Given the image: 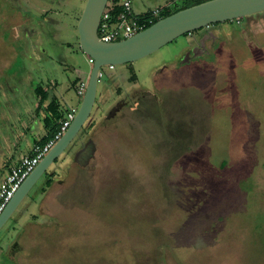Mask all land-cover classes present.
Here are the masks:
<instances>
[{
  "label": "rangeland",
  "instance_id": "obj_1",
  "mask_svg": "<svg viewBox=\"0 0 264 264\" xmlns=\"http://www.w3.org/2000/svg\"><path fill=\"white\" fill-rule=\"evenodd\" d=\"M85 2L0 0V161L43 137L28 122L36 85L62 118L78 110L91 69L77 32ZM213 30L209 52L179 69L186 34L101 67L84 130L7 221L22 211L0 264H264V11ZM85 139L94 155L79 165L72 154Z\"/></svg>",
  "mask_w": 264,
  "mask_h": 264
},
{
  "label": "water",
  "instance_id": "obj_2",
  "mask_svg": "<svg viewBox=\"0 0 264 264\" xmlns=\"http://www.w3.org/2000/svg\"><path fill=\"white\" fill-rule=\"evenodd\" d=\"M106 2L107 0H86L77 24L80 49L93 61L80 106L66 131L27 175L6 204L0 214V230L50 165L79 137V131L88 121L95 102L99 81L97 75L101 67L135 62L184 34L264 11V0H207L161 18L122 41L105 43L98 38L97 29ZM193 53L194 56L199 55L196 50ZM187 61L186 56L182 63ZM118 108L119 104L108 116L115 114ZM77 156L78 153L75 160Z\"/></svg>",
  "mask_w": 264,
  "mask_h": 264
},
{
  "label": "built area",
  "instance_id": "obj_3",
  "mask_svg": "<svg viewBox=\"0 0 264 264\" xmlns=\"http://www.w3.org/2000/svg\"><path fill=\"white\" fill-rule=\"evenodd\" d=\"M159 15L160 8L136 14L132 8V0H107L98 24L97 36L105 43L122 41L143 30L147 24L152 23ZM189 35L191 34L189 33ZM87 61L92 66L93 61L88 56ZM107 67L109 70L114 69L112 65H107ZM103 76L104 74L100 68L97 75L98 80L102 79ZM86 84L87 82L79 84L77 95L83 96ZM75 113L76 109L70 108L61 120L59 129L53 137L43 145L34 144L31 154L22 156L18 163L11 167L0 180V214L23 180L66 131Z\"/></svg>",
  "mask_w": 264,
  "mask_h": 264
},
{
  "label": "crops",
  "instance_id": "obj_4",
  "mask_svg": "<svg viewBox=\"0 0 264 264\" xmlns=\"http://www.w3.org/2000/svg\"><path fill=\"white\" fill-rule=\"evenodd\" d=\"M132 8H133L134 13L142 14L141 12L135 11L134 6H133V0H132ZM154 8H157V7H153V9ZM10 88L13 89V87H10ZM44 90L46 91V89H44ZM48 98H49L48 100L51 99L49 96H48ZM38 101H39V98L34 94V88H33L32 89V107H33L34 110H33V112H32V110L30 112H31V114H35V115L34 116H32V115L29 116L28 122H29V124L30 123L33 124L34 130H38L39 132L42 129L45 130L43 132V136H45L46 129L44 128V119L47 117L48 112H47V109H46V103L39 104ZM6 107L9 109V111L11 113L16 114L14 111H12V110L17 109V107L15 105H9L8 106V104H7ZM61 120L58 121V125L60 124ZM29 124L27 125L28 127H26L27 131L30 130V125ZM23 127H25V126H23ZM33 144H36V141ZM30 152H31V150L28 151V153H26V154L20 155L19 157H15L14 155L13 156H9V155L5 156L4 159L2 161H0V180L4 177V175L9 171V169L11 167H13L15 164L18 163L19 159L22 156L29 155ZM56 165H57V163H56ZM56 165L50 166V168L47 169V171H46L47 174H44V175H47V176H45V178H43V180H42L43 183L48 179V175H50L53 172V170L56 167ZM22 205H24V202L21 203V205L19 207H22ZM19 211L17 212V218L18 219L16 221L15 220H10L11 223H13V224L6 225L7 224L6 223L5 226L0 230V242L2 241L3 243H7L9 240L12 239V237H15L14 234H15V231L17 230V227H16L15 224L19 220V217L22 215V211H21V213ZM15 213H16V211H15ZM0 256H2V255H0Z\"/></svg>",
  "mask_w": 264,
  "mask_h": 264
},
{
  "label": "flooded vegetation",
  "instance_id": "obj_5",
  "mask_svg": "<svg viewBox=\"0 0 264 264\" xmlns=\"http://www.w3.org/2000/svg\"><path fill=\"white\" fill-rule=\"evenodd\" d=\"M192 39L193 43L185 50V55L188 58V61L186 63L180 64L179 67L184 66L185 64L189 65L190 63H197V59L191 60L193 58H196L197 56H194L193 50L199 54L198 57H202L203 55L207 54L209 52V48L207 47V43H209V46L213 44L215 40L213 25L208 26L207 28H204L203 31H201L198 35L191 34L189 35ZM200 51V52H199ZM127 101L120 100L118 102L119 108L122 109L126 105ZM118 111V110H117ZM79 138V137H78ZM78 153L77 159L75 160L74 157ZM94 155V148L91 143L90 139H85L83 142L79 144L77 149L72 154V160L79 165L87 164L91 158ZM7 258H13L12 255L6 256Z\"/></svg>",
  "mask_w": 264,
  "mask_h": 264
},
{
  "label": "trees",
  "instance_id": "obj_6",
  "mask_svg": "<svg viewBox=\"0 0 264 264\" xmlns=\"http://www.w3.org/2000/svg\"><path fill=\"white\" fill-rule=\"evenodd\" d=\"M204 1H206V0H193L192 2L186 3V5H184V6L180 7V8H174V9H171L170 7H167V6H165L163 8H160L159 17L155 18L152 21V23L147 24L143 29L149 27L150 25H152L153 23H155L156 21H158L161 18L169 16V15H171V14H173V13L179 11V10H182L184 8H187V7L202 3ZM193 33L194 32H191L190 34H193ZM186 35L189 36V34H186ZM34 94L39 98V101H38L39 104L46 103V109H47V112H48L47 117L44 119V128L46 130H48V131H46L45 136H43L40 141L36 142V144H38V145H43L49 139H51L53 137V135L58 131L59 125H60V124L58 125V121H60L62 119V116L60 114H58L57 105L55 103V99L51 98L50 100H48L49 99L48 98V94L46 93L44 88L41 87L39 84L35 86ZM83 130L84 129L82 128V131ZM30 154H31V152H30ZM44 174H46V172ZM48 177H49V175H48ZM48 184H49V178L44 182L45 186H48ZM43 189H42V191H43Z\"/></svg>",
  "mask_w": 264,
  "mask_h": 264
}]
</instances>
